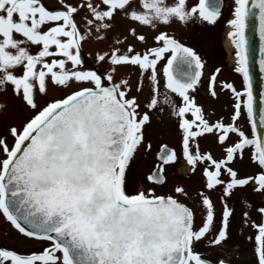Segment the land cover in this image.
I'll return each mask as SVG.
<instances>
[{
  "label": "snow or ice",
  "instance_id": "snow-or-ice-1",
  "mask_svg": "<svg viewBox=\"0 0 264 264\" xmlns=\"http://www.w3.org/2000/svg\"><path fill=\"white\" fill-rule=\"evenodd\" d=\"M222 7L0 0V95L27 113L0 125V216L20 240L0 245V264H229L213 253L244 192L252 264H264V103L258 126L245 33L258 9L264 72V0H234L226 20L240 89L219 79L220 67L206 76L172 27L215 26ZM225 94L227 115L213 107ZM157 116L175 145L154 150ZM149 155L137 173L138 156ZM179 163L186 182L169 185ZM32 241L40 247H24Z\"/></svg>",
  "mask_w": 264,
  "mask_h": 264
},
{
  "label": "rangeland",
  "instance_id": "rangeland-1",
  "mask_svg": "<svg viewBox=\"0 0 264 264\" xmlns=\"http://www.w3.org/2000/svg\"><path fill=\"white\" fill-rule=\"evenodd\" d=\"M223 1L225 4L224 9L222 10L223 14L215 26H203L199 23H190L187 26L174 24L172 27L175 35L182 42L193 47L205 61L204 71L206 76L216 67H220L221 73L219 74V79L231 82L237 87V89H240L243 87V79L234 71L236 60L234 55L235 48L233 45H230V47L227 48L228 37L226 36V32L229 29L226 20L231 18V7L234 0ZM202 92L203 88L200 89V93ZM230 99V95L225 94L221 96L218 101L213 102V107L218 112H224L225 115H227L226 109ZM0 103H5L7 105V109L0 112V125L7 122L19 123V121L27 114L26 111L20 108L18 101L13 100L6 95H0ZM151 132L154 141V150L156 148V141L165 142L169 140V136H175L174 132H171L169 129L166 116L163 118L159 116L154 118ZM176 143L177 140L176 142L171 143V145H175ZM151 164V155L138 156L137 163L134 167L137 173L143 174ZM188 174L189 170L183 163H179L175 165L174 168L168 169L169 185L174 182H186ZM0 240L3 241L1 238ZM19 243L20 240L16 235L11 238V246H17ZM24 247L38 249L40 244L30 242L25 244ZM241 249V251L235 252L232 243L225 244L224 246L215 249L213 255L219 254L223 258H231L238 264H252V244H243Z\"/></svg>",
  "mask_w": 264,
  "mask_h": 264
},
{
  "label": "water",
  "instance_id": "water-1",
  "mask_svg": "<svg viewBox=\"0 0 264 264\" xmlns=\"http://www.w3.org/2000/svg\"><path fill=\"white\" fill-rule=\"evenodd\" d=\"M224 5V2L222 0ZM252 5V0H249ZM223 9V7H222ZM259 10L253 8L252 14L248 17L247 27L245 29L248 39L249 67L252 83V91L254 96V112L257 125L259 126L260 108L262 106V95H264V72H261L259 61L261 59L260 52V35H259Z\"/></svg>",
  "mask_w": 264,
  "mask_h": 264
},
{
  "label": "flooded vegetation",
  "instance_id": "flooded-vegetation-1",
  "mask_svg": "<svg viewBox=\"0 0 264 264\" xmlns=\"http://www.w3.org/2000/svg\"><path fill=\"white\" fill-rule=\"evenodd\" d=\"M168 142L170 145L173 142H176L177 138L176 136H169ZM248 196L246 192L239 194L238 199H233L231 202V206L236 210L235 216L230 221L229 226V237L228 239L221 245L224 246L225 244H233V248L235 252L241 251V246L243 244H249L251 241L248 239V234L250 232V229L242 224L241 221V215H240V206L244 203L245 198ZM255 200L258 202L259 197H255ZM217 208L219 209V204H217ZM0 238L3 240H0V245H7L11 247V238L17 236L19 239L16 230L10 225L9 222H7L2 216H0ZM37 244H40L39 241H32ZM252 244V243H251ZM221 252V251H219ZM223 258V257H222ZM226 261L229 262V264H238L233 259L224 258Z\"/></svg>",
  "mask_w": 264,
  "mask_h": 264
},
{
  "label": "bare ground",
  "instance_id": "bare-ground-1",
  "mask_svg": "<svg viewBox=\"0 0 264 264\" xmlns=\"http://www.w3.org/2000/svg\"><path fill=\"white\" fill-rule=\"evenodd\" d=\"M228 30H229V29H228ZM230 45H232V44H231V42H230V39L228 38V40H227V48H229Z\"/></svg>",
  "mask_w": 264,
  "mask_h": 264
}]
</instances>
